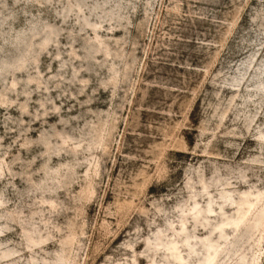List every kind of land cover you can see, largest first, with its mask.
I'll list each match as a JSON object with an SVG mask.
<instances>
[{
  "label": "rangeland",
  "instance_id": "1",
  "mask_svg": "<svg viewBox=\"0 0 264 264\" xmlns=\"http://www.w3.org/2000/svg\"><path fill=\"white\" fill-rule=\"evenodd\" d=\"M263 205L264 0H0V264H264Z\"/></svg>",
  "mask_w": 264,
  "mask_h": 264
},
{
  "label": "bare ground",
  "instance_id": "2",
  "mask_svg": "<svg viewBox=\"0 0 264 264\" xmlns=\"http://www.w3.org/2000/svg\"><path fill=\"white\" fill-rule=\"evenodd\" d=\"M260 191V190H259ZM263 193V192H262ZM262 193H258V194H249V195H246L247 198L246 200L244 201V205L245 207L241 208L239 207V209L241 211H239L240 215L238 217V219L236 220V226H239L242 222H244L246 220V218L248 217L249 213L255 209V207L257 206V204L261 201V194ZM243 202V201H242ZM263 202V201H262ZM213 210V209H212ZM258 212V211H257ZM256 215V214H255ZM255 220H254V228H257L259 229L260 227H263L264 228V205L260 208V211L257 213ZM253 222V220H252ZM220 227V226H219ZM264 232V231H263ZM264 234V233H263ZM262 235V234H261ZM258 240V239H257ZM261 244V243H260ZM210 245V244H209ZM208 245V246H209ZM261 246V245H260ZM221 245H215V246H212L210 247L212 250L211 251V254L210 256L208 257V261L211 263V264H214L215 263V260L219 254V249H220ZM173 248L177 250V245L176 243L173 244ZM222 249V248H221ZM182 254V253H181ZM178 258H182L180 255L177 256ZM258 263V258H256L252 264H257Z\"/></svg>",
  "mask_w": 264,
  "mask_h": 264
}]
</instances>
